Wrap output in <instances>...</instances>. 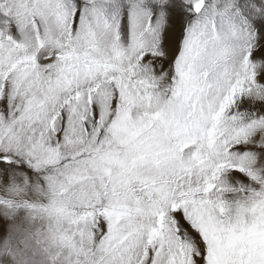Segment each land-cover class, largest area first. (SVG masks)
I'll return each instance as SVG.
<instances>
[{"label": "snow or ice", "instance_id": "obj_1", "mask_svg": "<svg viewBox=\"0 0 264 264\" xmlns=\"http://www.w3.org/2000/svg\"><path fill=\"white\" fill-rule=\"evenodd\" d=\"M0 264H264V0H0Z\"/></svg>", "mask_w": 264, "mask_h": 264}]
</instances>
